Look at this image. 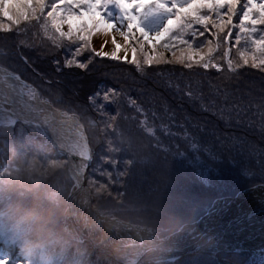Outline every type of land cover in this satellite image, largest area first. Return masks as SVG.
<instances>
[{
	"label": "trees",
	"instance_id": "obj_1",
	"mask_svg": "<svg viewBox=\"0 0 264 264\" xmlns=\"http://www.w3.org/2000/svg\"><path fill=\"white\" fill-rule=\"evenodd\" d=\"M119 11L113 0H106L101 8V14L109 20L114 12ZM47 14H39L38 19L22 20L18 28L10 31L11 34L2 37L4 42L13 45L15 56L11 59L7 53L8 61H0V67L36 87L42 101L80 118L93 154L87 179L91 186L98 183L101 189L100 194L94 195L92 203L101 214L113 217L106 209L109 201L117 208L126 200L131 201L132 209L150 202L155 191L151 192L154 189L153 175L156 176L158 168L165 167L158 157V149L150 142L154 135L171 143L178 140L183 151L191 157L209 162L214 157L216 166L222 167L217 176L202 180L191 170L194 166L190 163L180 160L173 165L172 168H179L176 176L180 179L174 180L175 185L168 193L176 192L175 202L165 203V213L170 215L169 225L173 226L164 233L151 228L159 240L167 239L182 225L196 222L216 199L233 198L247 189L264 185V65L258 60L255 61L257 66L252 67L253 60L249 57L250 64H241L230 72L221 50L215 53L213 61L221 71L203 69L199 65H193L189 70L177 62L180 57H187L189 49L186 45L175 44L170 49L165 48L168 58L157 54L170 63H143L139 70L132 63L97 57L88 49L84 62L89 65L91 60V64L86 69L67 67L63 56L70 42L63 43L60 50L53 45L49 33L40 28ZM207 15L215 19L213 13ZM190 31L195 36L189 34L182 38L193 44V54L197 51L203 54L207 48L200 41L211 39L210 33L216 29L209 23L205 31L203 26L193 23ZM226 31L224 28L220 35H226ZM235 32L231 37L233 43ZM230 58L234 62L238 59L235 47H231ZM27 74H32L37 82ZM109 89L118 95L109 93V99L105 101L103 97ZM89 97H94V102ZM142 122L148 127L145 128ZM163 126L167 128L166 135L161 130ZM148 128L152 129V134ZM0 141L15 155L26 150L57 159L21 126H0ZM15 198L41 207L50 206L43 197L37 198L27 191L16 193ZM11 199L12 196H0V212L6 200ZM140 209L136 213L141 212ZM65 210L66 207L56 216V225L63 229L71 243L58 251L49 264H120L86 243H74L64 227ZM123 220L129 226L141 228L130 219ZM1 224L0 232L20 249L28 264H43L37 257L24 253L22 232L2 221ZM217 257L233 264H261L258 258L246 252H221ZM171 264L222 263L214 257L194 254Z\"/></svg>",
	"mask_w": 264,
	"mask_h": 264
},
{
	"label": "snow or ice",
	"instance_id": "obj_2",
	"mask_svg": "<svg viewBox=\"0 0 264 264\" xmlns=\"http://www.w3.org/2000/svg\"><path fill=\"white\" fill-rule=\"evenodd\" d=\"M113 2L123 13L124 23L104 18L101 8L106 0H60L59 6L52 5V11L48 13L42 28L50 33L49 39L57 48L62 47L65 39L69 40V50L71 51V47L74 46L75 52L71 54L77 57L81 55L82 51L90 48L89 41L93 31L108 30L109 32H118L124 37L126 44L130 41L137 43L141 51L145 43L149 44L153 52L152 55L144 54V64L170 63V61H163L157 55L156 48L160 46L170 49L175 44H180L186 45L189 52L186 58L180 57L177 62L182 63L189 70L193 69V65H199L203 69L212 68L218 72L221 71L220 66L213 63L216 59L213 53H219L221 50L223 51V61L227 64L230 72L240 67L241 64H248L250 55L253 60L252 67L257 66L256 60L264 65V31L258 32L256 28L257 24L264 25V0H244L242 10L237 8V0H113ZM45 7L44 0H0V18L9 21L10 25H19L22 20L38 19ZM221 9H226V12L222 13ZM238 11H241V14L237 26L233 24V18ZM153 12L168 14L169 19L159 30L148 32L141 27V19L145 13L152 14ZM208 12L213 13L215 19H210L207 15ZM224 16L227 17L226 20H224ZM193 23L200 24L205 31L208 30L209 23L216 29L215 32L210 33L211 39L200 41L207 51L203 54L195 53L198 57L196 60L192 58L193 44L182 38L189 34L195 36V33L190 31ZM63 24H67L68 31L66 33L62 31ZM10 25L0 22V31L5 33L12 31ZM236 27H238V31L235 32V43H233L232 30ZM224 28H228V32L221 36L220 33ZM200 35L203 36L204 33ZM257 36L259 38H256ZM112 45L114 50L110 55L95 52V56L114 61L119 60L118 52L121 50V46L115 39L112 40ZM223 45L230 46L224 47ZM231 47L236 48L238 59L235 62L230 58ZM131 51V63L139 70L141 64L136 58L137 47H132ZM73 65L78 69H86L89 66L83 62H77L76 59L67 60V67ZM109 93L112 96L118 95L109 89L104 94L105 101L109 99ZM89 99L94 102V97H89ZM112 119L114 120L115 117ZM108 126L111 127V125ZM73 147L79 150L85 160L87 159V144L76 142Z\"/></svg>",
	"mask_w": 264,
	"mask_h": 264
},
{
	"label": "bare ground",
	"instance_id": "obj_3",
	"mask_svg": "<svg viewBox=\"0 0 264 264\" xmlns=\"http://www.w3.org/2000/svg\"><path fill=\"white\" fill-rule=\"evenodd\" d=\"M95 35L96 40H101L99 31H96ZM100 45L95 42L94 47L98 49ZM119 45L121 50L118 56H124L126 46L124 43ZM107 49L109 53L114 50L110 41ZM16 118L34 135H41V128L50 134L53 143H50L49 148L55 155L65 154L70 157L72 164L67 166V175L73 183H77L84 169L85 160L73 145L76 142L84 144L81 129H78L73 119L59 110L44 105L37 95L30 93L28 86L6 71L0 70V126L10 127L12 120ZM261 202L264 207V188L247 191L236 199L219 200L199 222L184 226L164 241H159L144 231L118 224L97 212H90L86 191L80 192L70 203L73 223L69 215L65 218L66 225L75 238L82 239L81 231L84 230L94 242L116 247L124 255L133 258L143 256L149 249L178 253L193 246L198 251L212 256L221 252H246L255 257L264 255V208L257 216L249 214V219L245 217L242 221H239V218L245 212L250 213ZM107 230L123 235H136L140 242L118 245L110 238ZM213 233L217 235L210 240H201L203 236ZM153 254L155 253L146 255V258H155Z\"/></svg>",
	"mask_w": 264,
	"mask_h": 264
},
{
	"label": "rangeland",
	"instance_id": "obj_4",
	"mask_svg": "<svg viewBox=\"0 0 264 264\" xmlns=\"http://www.w3.org/2000/svg\"><path fill=\"white\" fill-rule=\"evenodd\" d=\"M48 2H50V4ZM59 2H60L59 0H44L46 7H45L43 13L40 14V16L42 14H44L45 12L49 13L50 11H52V5L58 6ZM243 3H244L243 0H237V8L239 10H242ZM48 5H50V6H48ZM240 14H241V11H238L236 16L233 18V24H235L237 26L239 25V15ZM47 17H48V14H47ZM224 18H225V20L227 19L226 16ZM257 18H258V14H257ZM167 19H169V16H168V14H165V13H155V12H153L152 14L145 13V15L141 19V27H143L148 32H155L164 26ZM111 20H113L117 23H124L123 13L121 11L114 12L112 14ZM0 22L5 23L6 25H10L9 21L2 19V18H0ZM44 23H45V20L40 24V28H42V25H44ZM20 24H21V22H20ZM20 24L19 25H10L12 28V31H14V28H18V26H20ZM248 26L252 27L251 25H248ZM256 28H257L258 32L264 31V25L257 24ZM42 30L45 31L43 28H42ZM234 30L238 31V27L233 28L232 32ZM62 31H64L65 33L68 31L67 24L62 25ZM96 31H99L100 36H101V40L95 39ZM96 31H93L91 33V36H90V41H89L90 48L88 49V50H90V52H92L93 54H95V52L108 53L110 55L111 53H109L107 51L108 50L107 49L108 41H110L112 43V40L115 39L118 44L124 43L126 46L125 55L119 56L120 59L118 61H123L125 63H131V60H132L131 49L134 46L139 47L137 43L130 41L129 43L126 44L124 37L115 31H111V32H109L108 30H103V31L96 30ZM227 32H228V28H227L226 34H227ZM9 34H11V32L5 33L3 31H0V61H3V62L8 61V58L6 57L7 53L10 54L11 59H13V57L15 56V54H14L15 49H14L13 45H11L8 42L7 43L4 42L2 39V37H7ZM49 35H50V33H49ZM256 38H259V37L257 36ZM104 40L105 41L107 40V42H105ZM67 41L70 42L69 40L65 39L63 41V43H66ZM95 42L101 44L100 46H98V49H96L94 47ZM69 46L70 45H68L65 48V56H63V62L66 63L67 60H69V59H76L77 62H83L86 64V62H84V55L87 52V49L82 51L81 55L77 57V56H74L71 54V53L75 52V47H73V48L71 47V51H70ZM229 46L230 45H227V47H229ZM58 49L60 50V49H62V47H59ZM140 52H141V55L138 54ZM152 52H153V49L147 43H145L143 45L142 51H141V49L139 51L137 48L136 58H137L138 62H140V64L142 65L143 64V58L141 59L140 57L141 56L143 57L145 53H147L148 55H152ZM156 53L157 54L160 53V55H163V56L168 58L167 50L164 47L158 46L156 48ZM199 53H201V52H199ZM213 55H215V53H213ZM257 55H259V53H257ZM250 57H251V55H250ZM192 58H193V60L198 59V57L195 55V53L193 54ZM10 62H12V61H10ZM248 64H250V61H248ZM73 66H75V65H73ZM226 66H227V64H226ZM27 75H28V78H30V79L32 78V80L34 82H37V81H35L33 76L31 77L32 74H27ZM26 83L29 85L30 93H34L35 95L38 96V91H37L36 87L32 86L28 82H26ZM39 100L42 101L40 98H39ZM42 102H44V101H42ZM45 103L49 104L55 110H58L57 108L53 107L49 102H45ZM60 112H62V111H60ZM69 115H73V114H69ZM79 121H80V118H79ZM80 123L82 124V122H80ZM142 123H143V126L145 128L148 127L147 123H145V122H142ZM92 125H93V123H92ZM17 126H21L23 129H25L23 127V125L19 124V123H17L16 125H13L11 127L16 128ZM82 126L85 129V126L83 124H82ZM148 129H149V132L152 134V129H150V128H148ZM166 129H167L166 126H163L161 129L164 132V134H165ZM85 133H86V130H85ZM86 136H87V134H86ZM168 141L169 140H167V141L164 140L160 135H158V136L154 135L153 140L150 141L152 143V145L158 149L157 150V153L159 155L158 157L161 158L160 160L162 161V163L164 164L165 167H164V169L161 168L163 170L158 168L156 176L153 175V177L155 179H153V181H151V182L152 183L154 182V189H152L151 192H153V190H155V191L150 196V197H152L150 202L149 203L146 202L147 203L146 205H141V207H140V208H143L144 210H146L147 212L146 211L143 212L142 209L139 208L141 210V212L136 213V211H138L139 209H132L130 207L131 201L128 203L127 200L122 205V207L120 205V208H117L115 203H111V201H109V205H108V207L106 206V209L112 214L111 216H113V217H109V215L107 216V215L101 214L100 211H98L94 208L93 203H92L93 209L98 211L102 216H104L110 220H114L118 224H122L125 226H128L130 224L128 222H124L123 218L130 219L133 222H136V224H139L141 226V228L135 227V229L144 231V232L148 233L151 237H155V238H157V237L154 236L153 232L150 230L151 228L153 230L160 231L159 233H162V232L164 233V231L168 230L169 227L173 226V225H171V226L169 225V216L170 215L168 216L167 213H165V203L166 202L167 203H174L175 202L174 196L176 195V192L174 191L172 194L171 193L168 194L170 192L169 189H171L175 185L174 180L177 181L178 179H180L179 176L178 177L176 176V171H178L179 168L178 169H177V167L172 168L173 165L176 166L180 160H183V161L190 163L191 165L194 166V168L191 170H193V172H196L198 174V177L201 178L202 180L207 179L208 177L217 176L220 173V170L222 169V167L218 168L216 166L217 163L213 160V159H215L214 157L212 158V162H209L208 160L203 161L201 158L196 159L195 157H191L190 155H188L187 153H185L183 151V149L178 144L180 141L175 140L172 143L170 141L169 142ZM89 147H90V145H89ZM20 150H21V147H20ZM47 150H49V152L54 157H56V155L51 151L50 148H47ZM90 152H91V156H93L91 147H90ZM12 155H15V154L11 153L10 150H8L5 147L4 143L2 141H0V159H4L6 161ZM56 158L60 159L58 157H56ZM92 160H93V158H92ZM63 161L66 162L65 163L66 167H65L64 171L60 174V176L57 178L56 182L60 184V186L63 188V190L65 192V203L67 206V198L70 194V191H71L74 183H73L72 179H70L67 175L68 174L67 161L66 160H63ZM108 163L110 164L109 161H108ZM97 166H95V167H97ZM233 169H234V166H233ZM96 175H98V172H96ZM87 178H88V174H87ZM150 179H151V177H150ZM87 181H88V179H87ZM178 183H179V181L177 182V184ZM88 184H89L88 188L91 192V198H92V202H93L94 195L100 194L101 189L98 187V185H99L98 183H95L93 186H91L90 181H88ZM176 187L178 188L179 185H177ZM171 192H172V190H171ZM170 197H171V200H170ZM42 199L44 201H46L48 204L51 203L50 201H48L45 198H42ZM129 208L131 209L130 212H128ZM64 215H65V212H64ZM1 226H2V224L0 221V227ZM64 227L69 231V233H71L70 232L71 230H69V228L66 225V219L64 222ZM106 232L108 233L110 238H113L115 240V242L118 245H124L128 242H133V243H139L140 242L139 237L136 235H133V234H124L123 235V234L111 232L109 230H107ZM70 236H71V234H70ZM72 240L74 243H80V242L75 241L73 238H72ZM100 252L104 253L103 251H100ZM226 253H229V252H226ZM235 253H237V252H235ZM105 255H107V254H105ZM215 257H216L215 259H217L222 264H233L229 261L219 259L217 257V255H215ZM255 257L261 261V264H264V255L255 256ZM0 262H2V264H28L27 259L23 256V253L20 252V249H17L14 244L8 243V241L5 242L3 239V235L2 236L0 235ZM252 264H257V263H252Z\"/></svg>",
	"mask_w": 264,
	"mask_h": 264
},
{
	"label": "clouds",
	"instance_id": "obj_5",
	"mask_svg": "<svg viewBox=\"0 0 264 264\" xmlns=\"http://www.w3.org/2000/svg\"><path fill=\"white\" fill-rule=\"evenodd\" d=\"M65 167L61 160L32 151L12 155L6 161L0 159V196H12L0 212V221L22 232L24 253L43 264H49L58 251L71 243L55 219L66 207L65 192L56 182ZM20 191L43 197L51 202L50 206L18 200L15 194Z\"/></svg>",
	"mask_w": 264,
	"mask_h": 264
},
{
	"label": "water",
	"instance_id": "obj_6",
	"mask_svg": "<svg viewBox=\"0 0 264 264\" xmlns=\"http://www.w3.org/2000/svg\"><path fill=\"white\" fill-rule=\"evenodd\" d=\"M0 70L6 71L8 74H11L13 77H15V79H18L19 81H21L22 84H24L25 86H28L29 87V85L26 82H24L21 78H19L15 74H13V73L5 70V69H2V68H0ZM42 103L44 105L49 106L50 108H52L49 104H47L45 102H42ZM60 113L65 114L70 119H73V121L77 125L78 129L79 130L81 129L82 136H83V143L84 144H87V156L88 157H87L86 160L84 159L85 160L84 169L81 172V176H80L79 181L77 183H74V185H73V187H72V189L70 191V194H69V196L67 198V208H66L65 216L67 217V215H69L70 216V221L73 223V217L71 216V210H70V208H71L70 207V203H71L72 199H74L80 192L86 191L87 196H88V208H89L90 212H97V213H99V212L96 211V210H94L93 207H92L91 192H90V190L88 188V185H87V174H88L89 169L92 166V156H91V152H90L88 138H87L86 133H85V129L82 126V124L80 123L79 118L76 115H69V114H67L65 112H60ZM17 123L22 124L23 127L25 128V131L30 136H32V138H34L35 140H38L39 142H41L45 147L49 148L50 147V143H53L52 140H51L50 134L48 132H46L44 129L41 128V131H40V134L41 135H34L31 132H29L28 129L25 127L24 123L22 121L18 120L17 118L12 120L11 125L13 126V125H16ZM56 157H58V158H60L62 160H66L67 161V166H69L68 164L71 163L70 157L68 155L62 154V155H59V156L56 155ZM257 188H264V185H258V186L252 187L250 189H247V190L241 192L240 194L236 195L233 198L227 197V198L216 199L213 202L211 208L213 207V205L215 204V202H217L219 200L236 199L241 194H243V193H245L247 191H251V190L257 189ZM211 208L207 211V213L211 210ZM263 208H264L263 207V202H261L260 205L259 206H256L253 210H251L250 213L249 212H245V214H242L240 216V218H239V221H242V219L245 218V217H247L249 219V216H250L249 214H251L253 216H257L258 214H260V211ZM205 215H203L201 218H199L196 222H194L192 224H195V223L199 222ZM66 222H67V219H66ZM184 226H186V225H183L181 228H179V230H181ZM129 227H131L132 229H135L132 226H129ZM135 230H137V229H135ZM70 234H71L72 238L75 241L80 242V243H86L90 248H92L94 250L103 251L105 254H107L108 257H110V258L118 261L120 264H171V263H174L177 260L181 259L182 257L189 256V255H194V254H202V255H207V256L216 258L215 256H212L210 254L204 253L202 251H198V249L195 246H193L192 248L186 249V250H182V251H180L178 253L162 252V251H155V250L152 251V249H149V250H147V251L144 252V255L143 256L133 258L132 256L124 255L116 247H111V246H108V245H104L102 243H96V242H94V240L91 237H89L88 236V233L85 232L84 230L81 231L82 239L75 238L73 236L72 232ZM173 234H175V233H173ZM173 234H171L165 240H168L169 238H171L173 236ZM215 235H217V234H214V233L213 234H210V235L208 234L206 236H203L201 238V240L204 239V240L208 241L212 237H214ZM159 241H162V240H159ZM153 252L155 253V254H153L155 258H148V257L146 258V255H149V254H151Z\"/></svg>",
	"mask_w": 264,
	"mask_h": 264
}]
</instances>
